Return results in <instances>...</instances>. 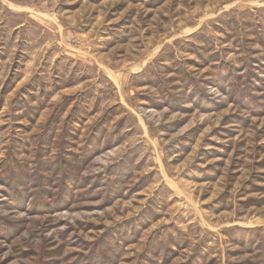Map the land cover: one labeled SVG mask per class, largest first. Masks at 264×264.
Here are the masks:
<instances>
[{"label":"rangeland","instance_id":"obj_1","mask_svg":"<svg viewBox=\"0 0 264 264\" xmlns=\"http://www.w3.org/2000/svg\"><path fill=\"white\" fill-rule=\"evenodd\" d=\"M0 264H264V0H0Z\"/></svg>","mask_w":264,"mask_h":264}]
</instances>
